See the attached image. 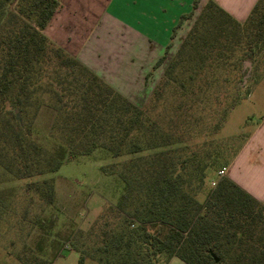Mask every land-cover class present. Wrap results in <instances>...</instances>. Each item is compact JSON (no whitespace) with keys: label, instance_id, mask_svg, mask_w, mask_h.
Wrapping results in <instances>:
<instances>
[{"label":"trees","instance_id":"trees-1","mask_svg":"<svg viewBox=\"0 0 264 264\" xmlns=\"http://www.w3.org/2000/svg\"><path fill=\"white\" fill-rule=\"evenodd\" d=\"M64 1L0 0L4 173L17 179L55 173L65 160L97 149L128 156L103 167L119 176L123 189L117 204L101 216L98 229L88 233L94 245L75 246L78 264L87 258L99 264H161L174 256L187 264H264V204L227 175L201 198L207 169L225 167L228 161H222L214 140L192 145L185 138L197 101L207 100L210 87L228 81L218 71L235 50L264 46V0L256 2L244 22L214 0L205 4L165 68L164 82L152 92L161 100L164 84L179 81L173 89L179 100L172 107L176 118L170 117L166 126L44 33ZM192 16L182 15L178 26ZM166 58L167 52L156 67ZM187 66L189 76H178ZM176 67L182 73H175ZM44 102L55 111L51 148L32 136V120L26 123V115L31 112L35 118ZM8 103L13 110L6 108ZM32 189L45 204L54 203L53 178L30 182L27 193ZM10 196V191L0 192V217L11 205ZM35 215L38 238L34 245L25 242L16 257L22 264H53L62 241L52 233L53 220Z\"/></svg>","mask_w":264,"mask_h":264},{"label":"rangeland","instance_id":"rangeland-1","mask_svg":"<svg viewBox=\"0 0 264 264\" xmlns=\"http://www.w3.org/2000/svg\"><path fill=\"white\" fill-rule=\"evenodd\" d=\"M260 45L261 43L253 44L250 48L242 45L237 48L229 63L218 71L220 76L227 77L228 81L221 80L218 85L210 87L207 100L197 101L191 111L193 115L185 137L189 144L212 139L223 156L222 161H228L225 167L220 164L207 169L205 190L201 198L215 186L213 182L220 177L219 171H226L232 163L236 153L251 134L253 125L264 119V46L260 48ZM179 46L180 44L167 54L165 62L158 68L161 71L160 77L158 70H155L157 75L151 74V82L155 80L156 85L159 83ZM247 61L250 64H247ZM187 69V72L180 74L183 70L176 67L175 73L180 74L178 76H189L191 68L187 66ZM164 80L165 76L160 82ZM177 84L179 81L166 82L164 98L161 100H155L153 97L152 92L156 85L154 88L147 86L144 91L129 95L131 100L145 107L160 124L166 126L170 117L176 118V110L172 107L179 103L173 95L174 86ZM193 97L197 98V95ZM6 106L10 110L14 109L10 103ZM54 118L55 111L48 102H44L35 118L31 112L26 115V123L32 120V136L48 148H51L53 143L50 134ZM192 148L195 149L194 146ZM127 157H113L107 150L97 149L91 154L65 160L55 173L23 179L5 174L0 166V192L11 193L7 199V203L11 202V205L5 207L0 217V264H22L16 254L23 249L25 242L34 245L41 231L33 220L35 214L53 220L52 233L62 241L63 247L53 264H78L80 253L75 246H81L82 242V246L86 248L94 245L88 233L93 228L98 229L101 216L110 205L117 204L123 189L119 176L116 173H107L103 167ZM43 178H53L55 181V200L52 205L45 204L33 189L28 193L26 191L30 182ZM42 207L44 209H41ZM26 208L28 212L25 216ZM109 218L114 217L110 215ZM85 264L99 262L87 258ZM161 264L187 263L174 256L169 261L163 258Z\"/></svg>","mask_w":264,"mask_h":264},{"label":"crops","instance_id":"crops-1","mask_svg":"<svg viewBox=\"0 0 264 264\" xmlns=\"http://www.w3.org/2000/svg\"><path fill=\"white\" fill-rule=\"evenodd\" d=\"M208 1L66 0L44 33L132 99L129 93L154 88L149 77H160L163 64L156 63L181 44ZM214 1L244 22L258 0ZM253 126L225 175L264 204V119Z\"/></svg>","mask_w":264,"mask_h":264},{"label":"built area","instance_id":"built-area-1","mask_svg":"<svg viewBox=\"0 0 264 264\" xmlns=\"http://www.w3.org/2000/svg\"><path fill=\"white\" fill-rule=\"evenodd\" d=\"M219 174H220V176H223V175H225V170H220L219 171ZM215 185H216V181L215 182H213Z\"/></svg>","mask_w":264,"mask_h":264},{"label":"water","instance_id":"water-1","mask_svg":"<svg viewBox=\"0 0 264 264\" xmlns=\"http://www.w3.org/2000/svg\"><path fill=\"white\" fill-rule=\"evenodd\" d=\"M246 63H247V64H250L249 61H247ZM17 112H18V109H17ZM215 258H216V260L218 261V257H215Z\"/></svg>","mask_w":264,"mask_h":264}]
</instances>
